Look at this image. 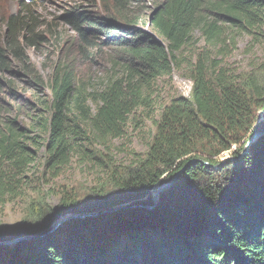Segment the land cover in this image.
Returning <instances> with one entry per match:
<instances>
[{"label": "trees", "instance_id": "obj_1", "mask_svg": "<svg viewBox=\"0 0 264 264\" xmlns=\"http://www.w3.org/2000/svg\"><path fill=\"white\" fill-rule=\"evenodd\" d=\"M67 1L63 19L76 31L70 40L76 54L86 60L104 53L92 38L105 34V46L117 52L110 57L111 71L91 88L73 67L75 57L59 61L50 84L42 83L47 99L29 102L8 78L22 68L30 84L39 85L26 52L47 42L46 21L34 3L21 2L16 14L4 15L0 199L14 194L36 151L44 150L51 170L72 158L94 161L97 145L124 136L130 115L157 108L152 84L170 77L181 58H190L193 89L190 98L174 97L161 107L147 151L111 168L108 191L84 199L64 194L55 206L31 207L32 218L0 225V242L26 237L0 245V264H264V135L241 156L248 138L264 130L257 115L264 112V84L253 76L239 83L222 66L236 48L235 35L223 37L222 26L263 27L264 0H102L105 10L100 0ZM140 23L149 33L135 27ZM197 30L206 51L185 55L188 45H196ZM25 104L34 106L31 114L20 108ZM19 116L31 125L19 126ZM33 132L43 135L42 143L29 136ZM176 173L155 209L131 208L150 204L154 189ZM89 212L98 214L69 219L40 235L60 216Z\"/></svg>", "mask_w": 264, "mask_h": 264}, {"label": "rangeland", "instance_id": "obj_2", "mask_svg": "<svg viewBox=\"0 0 264 264\" xmlns=\"http://www.w3.org/2000/svg\"><path fill=\"white\" fill-rule=\"evenodd\" d=\"M81 1L83 0H76V3ZM10 3L11 0H0V28L5 18L4 15L14 12L17 8ZM33 3L38 9L36 15L40 16V21L43 19L46 21V25L44 24L42 29L46 31L48 40L39 49L28 48L26 52L30 63L41 78L38 80L39 85L30 84V80L32 82L33 79L27 75L23 76L22 68H15L13 74L9 76L11 86L15 88L18 95L25 93L26 99L33 104L36 103L33 101H36L37 96L42 100L47 99L49 91L47 89L43 93L44 85L42 83L49 85L57 63L64 62L65 59L70 60L72 57H75L73 67L77 70L79 77L83 79L84 84L91 88L101 86L105 75L111 71L109 69L110 57L117 53L112 51V47L105 46L107 40L105 34H99L97 38H92L104 53L92 54L86 60L81 59L82 57L76 54L74 45L70 43L71 38L75 37L76 31L73 27H68L63 19L66 17V3L69 1L46 0L44 2V0H37ZM42 3L44 4L42 5ZM100 5H102V9H106L102 0H100ZM89 9L93 10V8ZM142 10V5L134 9L136 15H140ZM146 14L148 15V13ZM135 27L149 33V28L143 23L135 25ZM222 29L225 32L223 37L233 33L236 41V48L222 59V66L239 83H243L247 77L253 76L258 84H264V26L248 30L241 29L240 31H233L225 26H222ZM256 37L259 38V41ZM192 41L196 45H188L185 55L206 51L199 30L194 32ZM181 59V66L174 67L170 77H161L152 84L150 92L153 94V102L157 108L135 110L136 112L129 117L122 138L109 139L104 144L95 147L94 161L72 158L67 165L58 170H51L45 166L44 150L36 151L35 147L25 144L29 150L36 151V154L33 162L19 180V186L14 194L0 199V225L10 227L19 224L24 218H32L31 207L34 209L38 204L55 206L64 194L84 199L91 192H96L99 189L108 191L111 185L108 178L111 168L128 164L134 160L133 158L140 157L147 151L156 133L153 119L159 118L161 107L169 104L174 97L190 98L193 89L192 81L188 77L190 58ZM9 101L11 102L12 99ZM90 105L94 110V104L90 103ZM19 106L24 113L28 114H31L29 111L34 107L31 104ZM257 115L259 122L264 123V112H258ZM16 121L22 127H28L30 124L23 116H19ZM34 135H37L35 139L42 143L43 135L38 132L29 134L30 137ZM223 157L228 156L224 154Z\"/></svg>", "mask_w": 264, "mask_h": 264}, {"label": "water", "instance_id": "obj_3", "mask_svg": "<svg viewBox=\"0 0 264 264\" xmlns=\"http://www.w3.org/2000/svg\"><path fill=\"white\" fill-rule=\"evenodd\" d=\"M261 135H264V130H261V131H257L255 133H253L249 138L248 140L246 141L245 143V146L243 148V150L241 151V156L245 155L248 151V148L249 146L254 143L257 138H259ZM179 175V173H176L171 179L170 181L166 182V183H163L161 185H158V187H156L153 191V194H152V202L150 204H147V205H143V204H136V205H132L131 208H143L147 211H151L153 209H155L159 203V198H160V194L169 189L174 181L176 180L177 176ZM117 208H120V207H117ZM98 213H94V212H90V213H82L81 215H77V214H66L64 216H60L58 217L52 224L48 225V226H45L43 228L42 232L40 235H43V234H47V233H50L52 231H54L57 227H59L61 224H63L65 221L69 220V219H76V218H87V217H94L96 216ZM26 239L25 236H19V237H16L14 239H11V240H7V241H1L0 242V245L3 244V245H13L15 243H17L18 241L20 240H24Z\"/></svg>", "mask_w": 264, "mask_h": 264}]
</instances>
